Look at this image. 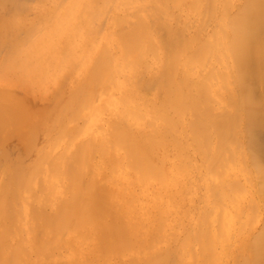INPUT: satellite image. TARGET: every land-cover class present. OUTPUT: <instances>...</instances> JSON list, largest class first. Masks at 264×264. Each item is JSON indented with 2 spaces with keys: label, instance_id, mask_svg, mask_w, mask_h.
I'll use <instances>...</instances> for the list:
<instances>
[{
  "label": "bare ground",
  "instance_id": "bare-ground-1",
  "mask_svg": "<svg viewBox=\"0 0 264 264\" xmlns=\"http://www.w3.org/2000/svg\"><path fill=\"white\" fill-rule=\"evenodd\" d=\"M3 1L0 0V8L5 2ZM125 1L132 2V0H122L125 6L127 4ZM137 1L139 3L142 0ZM168 1L153 0L155 7H161L159 8L161 10L165 8L162 4H171L170 16L174 14L175 8L177 12L185 8L183 18L189 19L195 16L196 22L198 21L197 18L202 13L200 0H170V3ZM214 2L218 5H215V9L213 7L212 30L208 29L207 32L199 30L197 33L185 30V42L182 44L179 57L176 53V58L179 59L172 65L171 79L164 83L153 101L147 100L138 90L136 91L134 81L141 72L145 71L144 69L151 66V59L157 56L158 47L152 39L154 36L151 37L147 26L142 22L146 21L143 20L145 17L140 18L142 21H138L135 25V22L133 24L131 21L133 19L130 18L129 11L127 15L130 21L125 18L127 15H123L125 12L117 11L118 14L114 15L115 19L109 25L111 27L108 31H105L108 26L104 25L102 30L107 32L103 35L105 38L99 35L104 40L101 41L102 44L99 43L102 46L96 52L93 51L95 53L90 54L89 58H84L88 60L82 63L81 68L78 66L79 62L78 64L74 62L80 70L78 71L79 68L75 66L77 71L74 69L73 72L70 68L73 80L70 83H73L71 91L67 93L65 88L66 95L58 83L57 87L60 89L56 93L51 92L53 103L50 106L48 102H44L47 104L35 109L23 98H19L20 95L8 91L9 89L6 90V86L0 83V161L3 160L5 165L0 170V264H40V262L49 264L51 260L47 254L49 255L54 249L57 250L55 260L60 264L66 260L64 259L66 254L62 252L66 240L70 237L74 239H71L68 246L72 247V253H77L79 249L74 247L77 244L76 238L84 231L85 235L96 234V238L108 240L109 251L98 254L95 253L96 250H92L86 259L78 258L81 261L77 262H75V254L74 256L71 254L74 260L69 255L75 264H228L230 262L228 259L235 256L237 258L240 252L243 253L248 248L246 247L248 243L251 244L250 254L261 256L259 264H264L262 247V244L264 245V173H262L264 167L262 169L259 166L258 168L252 166L251 171L247 166L243 147H239L238 142V134H243L240 132L241 127L250 123V117L252 124L264 125V99L259 106L255 104L254 108H247L251 113L247 121L244 114V116L239 112L237 114V108L230 107L228 102V105L220 102L219 100H223L221 97L218 100L220 95L217 96L220 91L218 85L223 84L222 89L228 85V68L229 71H233L230 67L227 68V62L230 60L233 62L236 53L248 54L245 52L246 45L240 43V38L251 23L248 17L250 19L254 17L250 16L251 13L264 3L262 0H215ZM235 3L241 4L236 7ZM109 4L108 2L106 6L112 5ZM34 5L31 3L27 8L24 5L23 7L29 13L34 12ZM69 6L71 7V4ZM103 6L105 8L104 4ZM47 7L49 9L50 6ZM4 10L1 11L6 13ZM41 10L39 13L43 11ZM141 13L137 14L143 17V12ZM33 14L30 16H34ZM137 14L131 15L134 18V16L138 17ZM100 15L98 16L101 18ZM20 16L23 20L26 14L19 11L10 16L13 28L19 26L21 28L25 19L21 22ZM167 16L163 17L159 13V21L167 22ZM180 20L182 21L181 18ZM185 21L187 22V19ZM258 24L256 21L257 27ZM62 25L60 23L59 26ZM27 27L26 25V29ZM48 30L50 29L46 28L45 32H47L43 33L48 34ZM17 31L19 32L17 29L14 33ZM39 32L35 33L39 34ZM65 32L68 34L62 27L58 33H54L55 35L50 33V36L45 37L46 40H51L49 44L44 42L46 41L44 37V40L40 39L45 43H43L44 48L51 44L52 39H61ZM10 33L13 36L11 31ZM11 38L8 37L7 43H10ZM42 45L38 46L43 48ZM256 45L253 46L252 51L255 49V52H260L259 50L262 49H258L259 47L256 49ZM41 47L35 54L43 53L41 50L44 48ZM57 47L55 46L57 51L61 49ZM11 48L9 46L10 50ZM26 49L25 51H28ZM78 49L79 47L77 51ZM10 52L9 55H5L6 65L9 60L15 62L18 55ZM31 52L29 57L35 55ZM255 52L254 56L258 55V52ZM157 58H160L159 55ZM243 59L239 60L237 70L241 79L239 90L240 93L247 92L245 98L250 104L252 95L248 92L250 89L247 82L249 83L250 80L252 66L247 60L249 58ZM29 60L25 61L29 62ZM55 60L57 61L56 58ZM31 61L34 60L31 58ZM57 62H60V58ZM19 65L22 66V63ZM157 65L155 73L158 70ZM32 69L29 68V72ZM59 69L60 66L56 69L57 73ZM5 72L1 74L0 80L7 78V75L13 76L17 71L13 68ZM43 73L45 74V71L42 75ZM146 78L147 81L152 80L148 79L150 75ZM143 79L145 80V77ZM143 79H140V84ZM215 85L218 90L216 94H214ZM222 92L221 96H224L225 92L223 95ZM232 92L233 90L230 92L231 95ZM247 101L244 100L243 103L247 104L245 103ZM244 108L242 106V111ZM40 134L45 136L44 140L47 139L46 146L42 148L36 145V137ZM10 140L16 141L14 155H10L11 150L6 146ZM241 176H244L243 180ZM189 177H193L195 181L191 179V182L192 180L194 182L190 183ZM255 178L258 181L257 185L254 183ZM167 216L173 219L169 221L171 230L173 224L177 232L159 229L158 224L161 223L158 222L156 229L148 228V230V226L146 227L148 224H144L149 221L163 222L165 219L168 220ZM98 225H103V229H98ZM143 225L146 231L141 230L144 228ZM258 225L260 230L256 233ZM37 228L43 230V233H40L42 237L40 240L39 236L36 240L34 235ZM240 256L242 258V255ZM55 260L53 259L52 262ZM235 260L233 258L232 262L234 263Z\"/></svg>",
  "mask_w": 264,
  "mask_h": 264
},
{
  "label": "rangeland",
  "instance_id": "rangeland-1",
  "mask_svg": "<svg viewBox=\"0 0 264 264\" xmlns=\"http://www.w3.org/2000/svg\"><path fill=\"white\" fill-rule=\"evenodd\" d=\"M5 1V2H4ZM3 2L5 3H3L2 5V7L0 8L1 10H3V9H5L4 11L6 12V13H4L3 11H1L0 10V29L4 26V28L6 29V30H4V28H2L1 30H0V45L1 46H3V47H1L0 48V65H1V67H0V76H1V74H3L5 71L7 72V70H11V69H13L14 68V70L15 71H17V72H15V74H13V76L12 75H7V78H4L3 80L1 79L0 80V83L2 84V85H4V87H5V89L6 90H8V91H10V92H14V93H16L17 95H20L19 96V98H23L24 99V101L28 104V105H30L31 107H33V108H35V109H38V108H40L41 106H43V104H47V103H44V102H48L49 103V105L48 106H50V104L51 103H53L52 101H53V99H52V93H56L57 92V90H59L60 89V87L62 88V89H64L63 90V92L64 93H66V91H65V88H66V90H67V93H69V91H71V86H72V84H70L71 82H73V80L71 79V77H72V75H70L71 73H72V71L74 72V69H75V71H77V68L76 67H80L81 65L83 66V64L82 63H84V61L85 60H88V59H84V58H89V56H91L90 54H92V53H95L97 50H99V48L102 46L101 44H102V42H104V38H105V36H103L104 35V33H107V32H105V31H108L109 30V28L111 27V26H109L110 24H112V21L115 19L114 18V15L117 13L118 14V12L117 11H119V13H123V12H125L123 15L125 16V15H127L129 12L132 14H137V13H141V12H143V17H142V13L140 14V15H138L137 14V16L138 17H135L134 16V18H135V20H134V18L132 17V15L131 14H129L131 17L130 18H132L133 20H131L132 21V23L133 22H135V25H136V23H138V21H142L141 19L142 18H144L143 20H145L146 19V21L144 22V21H142L143 23H145V25L147 26V29L149 30V32H150V34H151V37L152 36H154V37H152V39H153V41H154V44H156L157 45V56L155 57V59H151L152 60V62H151V66L148 68V69H144L145 71H143V72H141L142 73V75H141V73L139 74V76H137L136 77V79H135V83H134V87H135V89H136V91L138 90V92H139V94L141 95V96H143L144 98H146L147 100H149V101H153L155 98H156V96H157V94H158V92H160V90L163 88V86H164V83L166 82H169L170 81V79H171V73H172V65H174V63L176 62V61H178V57H179V53L181 52V49H182V44L185 42V38H186V34L184 35V32H185V30L187 31V30H189V31H191V32H195V33H197L199 30L200 31H204V32H207L208 31V29H209V31H211L212 30V28H213V22H212V20H213V16H212V13L214 12V10H213V7H214V9H215V5H218V3H215L214 1L215 0H200L201 1V8H200V11H202V13H200V15H199V17L197 18L198 19V21L196 22V20H195V16H192L191 18L189 17V19L188 18H186V17H184L185 18V20L187 19V22L184 20V18H183V15H185V12H183V11H186V9L185 8H181L180 9V13L179 12H177L176 10H177V8H175V11H176V13H175V11H174V14L172 15V16H170L171 14L169 13V11H170V9L169 8H171V4H166V5H163L162 4V7H165L163 10H161V9H159V8H161V7H155V5H154V2H153V0H142V1H140L139 3H138V1L137 0H135V2L137 3V4H132V5H130L128 2H130V3H135L134 2V0H132V2L131 1H125V4H126V6L123 4V2H122V0L120 1V0H109L108 2L110 3L109 5H111L112 3H113V1L115 2V3H113L111 6H106L107 4H108V2H107V0L105 1V0H50V1H48V0H4ZM44 1H45V3H44ZM47 1V2H46ZM51 1H53V3L51 2ZM55 1V2H54ZM69 1V2H68ZM75 1H76V3H75ZM78 1V2H77ZM82 1V2H81ZM86 2V3H84V2ZM102 1V2H101ZM118 1V2H117ZM124 1V0H123ZM264 0H262V3H264L263 2ZM81 2V4H79ZM117 2V3H116ZM122 2V3H121ZM202 2H203V4H202ZM26 3H28L27 5H26ZM31 3L34 5V4H36V5H34V8H33V11L34 12H32V11H30L29 13L26 11L27 9V6L28 5H30L31 6ZM49 3V4H48ZM72 3H74V5L72 4ZM88 3H89V6H88ZM102 3V4H101ZM107 3V4H106ZM167 3V2H166ZM168 3H170V0L168 1ZM42 4V5H41ZM43 4H44V7H43ZM50 4H52V5H50ZM71 4V7L69 6ZM92 4V5H91ZM99 4V5H98ZM103 4L105 5V8H104V6H103ZM117 4V5H116ZM165 4V3H164ZM236 4V3H235ZM240 4L241 3H239V5L238 4H236V7H237V5L238 6H240ZM23 5L26 7H23ZM38 5V6H37ZM60 5V6H59ZM64 5V6H63ZM82 5V6H81ZM101 5V6H100ZM123 5V6H122ZM130 5V6H129ZM264 4H261L260 6H259V8H258V10H256L255 12L253 11L252 13H251V15L250 16H254V17H252L251 19L248 17V20H249V22L251 21V23H250V25L248 26V28L246 29V31H244L243 32V35H242V37L240 38V43H245V45H246V51L245 52H248V54H246V53H244V54H242V55H240V54H238V53H236L235 55H234V58L232 59L233 60V62L230 60L229 62H227V68L228 67H230L231 69H233V71H234V73H232L231 72V70L229 71V68H228V76L230 77V79H229V77H228V80H227V82H228V85L226 86V88L225 89H222V87L224 86L223 84H219V85H221L220 87H221V89H219V85H218V90H220L219 91V93H217L218 92V90H216V85H215V90H214V94H216L217 93V96H219L218 97V100L219 99H221L222 98V100L223 101H221V100H219L220 102H224L225 104L228 102L229 103V106L230 107H232L233 108V106H234V109H236L237 110V114H239L240 113V115H245L246 117H247V121H248V118H249V116H251V113L250 112H248V110H247V108H254L253 106H259L261 103H263L261 100H263L264 99V79H262V76H263V78H264V72H262V71H264V59H262V58H264V52H262V51H264V6H263ZM5 6V7H4ZM36 6V7H35ZM42 8H41V7ZM47 6H50L49 7V9H48V7ZM61 6H63V8L61 7ZM86 6V7H85ZM99 6L101 7L100 8V10H99ZM125 6V7H124ZM235 6V5H234ZM104 9H106V10H104ZM110 7V9H111V11H109L110 9H108ZM18 8V9H17ZM45 8L47 9V10H45ZM60 8V9H59ZM62 8V9H61ZM84 8V9H83ZM86 8V9H85ZM96 8V9H95ZM132 8V9H131ZM178 8H180V7H178ZM38 9V10H37ZM43 11H42V10ZM76 9V10H75ZM83 9V10H82ZM95 9V10H94ZM113 9H115V10H113ZM128 9V10H127ZM168 9V11H166ZM183 9V10H182ZM36 10V11H35ZM39 10H41L40 12L41 13H39ZM62 10V11H61ZM71 10V11H70ZM79 10V11H78ZM99 10V13L101 14H99L97 11ZM131 10H132V12H131ZM161 10V11H160ZM165 10V11H164ZM174 10V9H173ZM181 10H182V16L180 15L181 14ZM260 10V11H259ZM19 11H20V13H25L26 14V16H29V18L31 17V19H29V18H26V16L23 18V20L25 21V23H27V24H25L24 23V21L23 20H21L22 18H21V16H20V21L22 22L23 21V28H22V25H21V28H20V26L19 27H14L16 30L18 29L19 30V32L17 31V33H16V38H15V33H14V31H16L14 28H13V25H12V20L10 19V16L11 15H15V14H17V12L19 13ZM69 11V12H68ZM73 11V12H72ZM84 11V12H83ZM92 11V12H91ZM96 11V12H95ZM104 11V12H103ZM115 11V12H114ZM122 11V12H121ZM129 11V12H128ZM164 11V12H163ZM171 11H172V8H171ZM170 11V12H171ZM205 11V12H204ZM1 12H3V14L1 13ZM38 12V13H37ZM59 12V13H58ZM61 12V13H60ZM66 12V13H65ZM69 13V15H68V13ZM83 12V13H82ZM108 12V13H107ZM111 12H113V13H111ZM261 12V13H260ZM34 13V14H33ZM73 13V14H72ZM77 13V14H76ZM78 13H80V14H78ZM82 13V14H81ZM86 13V14H85ZM92 13H93V15H92ZM104 13V14H103ZM107 15H106V14ZM160 13V15L161 16H163V17H165V16H167L168 18H170V19H166L167 20V22L169 23V25L170 26H168V23L165 21L164 23L163 22H161V20L159 21V17H158V14ZM164 13V14H163ZM179 13V15L181 16H179V15H177ZM34 15V16H30V15ZM36 14H38V15H36ZM53 14H54V16L55 17H57V18H55V17H53ZM67 14V15H66ZM91 15V18H90V15ZM102 14L104 15V17L102 18ZM111 16H110V15ZM253 14V15H252ZM35 15L37 16V17H35ZM45 15V16H44ZM76 15V16H75ZM84 15V16H83ZM87 15H89V16H87ZM98 15H100L101 16V18L98 16ZM109 15V16H108ZM129 15H127V17H125L127 20H129L130 21V19H129ZM214 15V14H213ZM81 17V19H78V18H80ZM93 16V17H92ZM105 16L107 17V18H105ZM112 16H113V19H112ZM140 16V17H139ZM170 16V17H169ZM249 16V15H248ZM33 17V18H32ZM46 17H47V21H46ZM61 17V18H60ZM74 17V18H73ZM87 17H89V18H87ZM109 17H110V19H109ZM172 17V18H171ZM179 17V18H178ZM34 18H36V19H34ZM59 18V19H58ZM105 18V19H104ZM141 18V19H140ZM180 18L182 19V21L180 20ZM255 18H257V19H255ZM27 19V20H26ZM33 19V20H32ZM44 19V20H43ZM51 21H50V20ZM58 19V20H57ZM65 19H67V20H65ZM75 19V20H74ZM85 19H88L87 21H85ZM98 20V22H97V20ZM108 19V20H107ZM112 19V20H111ZM173 19V20H172ZM190 19L192 20V21H190ZM211 19V20H210ZM8 20V21H7ZM35 20V22H33ZM53 20V21H52ZM64 20V21H63ZM72 20H74V21H72ZM111 22H110V21ZM178 20H179V22H178ZM189 20V21H188ZM29 21H31V23L29 22ZM62 21V22H61ZM66 21V22H65ZM71 21V22H70ZM256 21L259 23L258 24V27H257V25H256ZM2 22V23H1ZM33 22V23H32ZM41 22V23H40ZM42 22H44L43 24H42ZM63 22H65V25L63 26L62 24H64ZM92 25H90L89 23ZM100 22V23H99ZM106 22H108V24L106 23ZM110 22V23H109ZM146 22L148 23V24H146ZM191 22V23H190ZM196 22V23H195ZM29 23H30V25H29ZM48 23H50V25L48 24ZM55 23H58L57 24V26L56 25H54ZM60 23H61V27L59 26L60 25ZM70 23V24H69ZM76 23V24H75ZM87 23H88V27H87ZM95 23V24H94ZM130 23V22H129ZM132 23H131V26H132ZM190 23V24H189ZM9 24H11L10 25V27L8 26V27H6L7 25H9ZM42 24V25H41ZM82 24V25H81ZM84 24H86L85 26H83ZM93 24H94V26H93ZM134 24V23H133ZM172 24V25H171ZM176 24H177V26H176ZM189 24V25H188ZM25 25V26H24ZM26 25L28 26L27 27V29H26ZM77 25V26H76ZM97 25H98V27H97ZM104 25H105V27H107L106 29L107 30H102L103 28H104ZM130 25V24H129ZM36 26V27H35ZM37 26H39V27H37ZM68 26V27H67ZM79 26H81V27H79ZM179 26V27H178ZM56 27V28H55ZM60 27V28H59ZM63 27V31L64 30H67V32H68V34L65 32V34L61 37V39L63 40L64 38V40L63 41H61V39L59 38V39H52V42H53V44H52V42H51V44L48 46L47 44V49L46 48H44V44L45 43H48L49 44V41H51V40H46V36H50V33L51 34H53V35H55L56 33H58L59 32V29H61ZM74 27V28H73ZM85 27V28H84ZM177 27V28H176ZM255 27V28H254ZM10 28L12 29V30H10ZM50 29V30H48L49 32H48V34H46L45 35V33L47 32H45V29ZM54 28H55V30L57 29V31H55L54 30ZM59 28V29H58ZM77 28V29H76ZM80 28L82 29V30H80ZM87 28V29H86ZM94 28H96V29H94ZM255 30H254V29ZM33 29H35V30H33ZM40 29V30H39ZM43 29V30H42ZM22 30V31H21ZM54 30V31H53ZM95 30V31H94ZM102 30V31H101ZM207 30V31H206ZM214 30V29H213ZM10 31L12 32V35L14 36H11L10 34ZM39 32V34H37V33H35V32ZM75 31V32H74ZM78 31V32H77ZM79 31H80V33H79ZM90 32L89 34L87 33V32ZM94 31V32H93ZM3 32V33H2ZM33 32V33H32ZM43 32H45V33H43ZM92 32V33H91ZM99 32V33H98ZM103 34H102V33ZM148 32V31H147ZM35 33V34H34ZM55 33V34H54ZM77 33V34H76ZM4 34V35H3ZM7 34H8V36H7ZM32 34V35H31ZM34 34V35H33ZM43 34V35H42ZM79 34L82 36H79ZM88 34V35H87ZM97 34V35H96ZM249 34V35H248ZM12 37H10V36ZM30 35V36H29ZM99 35H101L102 36V38L99 36ZM32 36V37H31ZM75 36V37H74ZM79 36V37H78ZM83 36L84 37H86V38H83ZM88 36V37H87ZM247 36V37H246ZM3 39H2V38ZM8 37L9 38H11L12 39V41H11V39L9 40V42L10 43H7V40H8ZM27 38V40L25 39V38ZM45 38V40L46 41H42V40H44V38ZM75 39L76 37V39H78V40H74L73 38ZM93 37V38H92ZM22 38V39H21ZM50 38V37H49ZM246 38V39H245ZM37 41H36V40ZM40 39H42V40H40ZM74 41H73V40ZM100 41H99V40ZM14 40V41H13ZM16 40V41H15ZM22 40V41H21ZM40 40V41H39ZM60 40V41H59ZM84 40V41H83ZM98 40V41H97ZM156 40V41H155ZM33 41V42H32ZM78 42V44H77V42ZM102 41V42H101ZM246 41V42H245ZM14 42V43H13ZM38 42V43H37ZM41 42V43H40ZM73 42V43H72ZM81 42V43H80ZM92 42V43H91ZM95 42V44H93ZM97 42V43H96ZM4 43H7V45L6 44H4ZM11 43H13V45L11 44ZM30 43V44H29ZM44 43V44H43ZM70 43V44H69ZM72 43V44H71ZM99 43H101V44H99ZM256 43L258 44V45H256ZM4 44V45H3ZM35 44V45H34ZM43 44V45H42ZM66 44H68L69 46L68 47H66L67 45ZM74 44V45H73ZM90 44V45H89ZM98 46H97V45ZM263 44V45H262ZM17 45H18V47H17ZM31 45V46H30ZM38 45H42L43 46V48H44V50H41V51H43V53H41V52H39L41 55H39V53L38 54H35V53H37V51H40V47L41 46H38ZM51 45H54V46H51ZM59 45H60V47H59ZM81 45H82V47H81ZM90 47H89V46ZM242 45V44H241ZM254 45H256V49L258 48V49H262V50H259L260 52H258V51H256L255 52V49H254V51H252L253 50V46ZM8 46V47H7ZM9 46H11L12 48H11V50L9 49ZM20 46H22L23 48L21 49V47ZM55 46L57 47V48H61L60 50L58 49V51H57V49L55 48ZM75 46V47H74ZM87 46H88V49H87ZM93 46H95V47H93ZM15 47V48H14ZM20 47V48H19ZM31 47V49H32V52H31V49H29ZM34 47H36L35 49H34ZM79 47V49H78V51H77V48ZM84 47V48H83ZM91 47H93V48H91ZM27 48V49H26ZM42 47H41V49H43ZM65 48H66V50H65ZM68 48H69V50H68ZM74 48H75V50H74ZM95 48V49H94ZM255 48V47H254ZM15 49H18L17 51L15 50ZM25 49L26 50H28V51H25ZM49 49V50H48ZM55 51H54V50ZM85 49H87L86 51H85ZM93 49V50H92ZM159 49V50H158ZM8 50V51H7ZM20 50V52H18ZM30 50V51H29ZM48 50V51H47ZM88 50H90V51H88ZM11 51V52H10ZM16 51V52H15ZM25 51V52H24ZM64 51H65V53H64ZM69 51V52H68ZM75 51V52H74ZM83 51V52H82ZM86 52V55H85V52ZM93 51H95V52H93ZM159 51V52H158ZM8 52H10V54L13 52V53H17L18 55H16V58H15V62L14 61H8L9 63H10V65H9V63L6 65L5 63L7 62V57L5 56L6 54L7 55H9V53ZM30 52L31 53H33V54H35V55H33L32 57H29L31 54H30ZM54 52V53H53ZM56 52H58V54L61 56V57H64V58H61ZM74 52V53H73ZM254 52L255 53H257L258 55H255L254 56ZM22 53V54H21ZM27 53V54H26ZM49 53H51V54H49ZM53 53V54H52ZM56 53V54H55ZM62 53H64V54H62ZM73 53V54H72ZM79 53V54H78ZM84 53V54H83ZM176 53H177V58H176ZM263 53V54H262ZM26 56H25V55ZM56 56H55V55ZM70 54V55H69ZM80 54H82V55H80ZM253 54V55H252ZM20 55V56H19ZM47 55H49L50 57H51V59H50V57H48ZM158 55H159V57L160 58H157L158 57ZM261 55H263V56H261ZM25 56V57H24ZM35 56V57H34ZM41 56V57H40ZM53 56V57H52ZM55 56V57H54ZM59 56V57H58ZM84 56V57H83ZM86 56H88V57H86ZM251 56H253V57H251ZM258 56V57H257ZM18 57H20V58H18ZM24 57V58H23ZM40 57V58H39ZM44 57H45V59H44ZM72 57V58H71ZM81 57H82V59H81ZM171 57H172V59H173V61H172V59H171ZM241 57V58H240ZM245 57V59L246 58H249V59H247V60H249V62H250V65L252 66V69H251V75H250V77H249V83L247 82V85H248V87H249V89H250V91L248 90V92L250 93V95H252V98H251V101H250V104H249V102L246 100V95H247V92H242V93H240V90H239V84H240V82H241V79H240V77H239V75H238V72H237V70H238V63H239V60L241 59H243ZM18 58V59H17ZM31 58H32V60H34V61H31ZM37 58V59H36ZM55 58L57 59V61H59V58H60V62H57L56 60H55ZM66 58H69V59H66ZM80 58V59H79ZM175 58V59H174ZM250 58H253V60H251ZM29 60V62H27V61H25V60ZM53 59H54V61H53ZM63 59H64V61H63ZM73 59V60H72ZM161 59V60H160ZM245 59H243V60H245ZM40 60H42V61H40ZM46 62H44V61ZM48 60H51V61H48ZM68 60H71V62L70 61H68ZM77 62H76V61ZM155 60V61H154ZM256 60V61H255ZM2 61H4V62H2ZM25 61V62H24ZM48 61V62H47ZM53 61V62H52ZM160 61V63H158ZM238 61V62H237ZM22 63V66L24 65V66H26V67H22L21 65H19V64H21ZM37 64H36V63ZM41 62V64H39ZM52 62V63H51ZM57 62V63H56ZM69 62V63H68ZM74 62H75V64H78V62H79V64H78V66L77 65H75L74 64ZM80 62H81V64H80ZM233 63V64H231V63ZM2 63H4L5 65H3ZM26 63V64H25ZM28 63H29V66H28ZM35 63V64H34ZM44 63V64H43ZM58 63H59V65H58ZM72 64V65H69V64ZM158 65H157V64ZM161 63H162V65H161ZM171 63V64H170ZM229 63V64H228ZM16 64V65H15ZM161 66H160V65ZM237 64V65H236ZM20 70H18L15 66ZM33 65H35L34 67H33ZM41 65V66H40ZM49 67H48V66ZM157 65V67H158V70H157V73H155L156 71V66ZM232 65H233V68H232ZM6 67L5 68V70H4V67ZM11 66L13 67V68H11ZM38 66V67H37ZM42 66H44V67H42ZM50 66H52V67H50ZM56 68H55V67ZM60 66V69H59V71H58V73L56 72V69L58 68ZM68 68H67V67ZM72 66V67H71ZM76 66V67H75ZM81 66V67H82ZM160 66V67H159ZM10 67V68H9ZM21 67H22V69H21ZM37 67V68H36ZM40 67V68H39ZM44 68V69H42V68ZM66 67V68H65ZM75 67V68H74ZM78 67V68H79ZM80 67V68H81ZM155 67V68H154ZM3 68V69H2ZM29 68H33L32 70H30V72H29ZM70 68H71V70H70ZM80 68L78 69V71L80 70ZM151 68V69H150ZM234 68H235V70H234ZM26 69H28V71L26 70ZM35 69V70H34ZM38 70V72H37V70ZM52 69V70H51ZM53 69H55L54 71H53ZM67 69V70H66ZM4 70V72H2V71ZM53 72V73H51V71ZM39 71H41L40 73H39ZM43 71H45V74L43 73V75H42V72ZM155 71V72H154ZM5 72V73H6ZM22 74H21V73ZM27 72V73H26ZM35 72H37V73H35ZM26 73V74H25ZM146 73V74H145ZM153 73H155V75L153 74ZM20 74V75H19ZM30 74H31V78H30ZM36 74V75H35ZM38 74V75H37ZM40 74V75H39ZM153 74V77L151 78V75ZM157 74V75H156ZM232 74V75H231ZM33 75V76H32ZM60 75H61V77H60ZM146 75V76H145ZM150 75V78H148V79H152L151 81H147V78L146 77H148ZM238 75V76H237ZM35 76H36V79H35ZM43 76V78H41ZM65 78H64V77ZM67 76V77H66ZM143 76V77H142ZM236 76V77H235ZM52 77V78H51ZM139 77V78H138ZM145 77V80L143 79ZM21 78V79H20ZM30 78V79H29ZM143 79L142 80V83L140 84L139 82H141V80L140 79ZM237 78V79H236ZM6 79V80H5ZM11 79V80H10ZM14 79V80H13ZM49 79V80H48ZM64 79H66L65 81H62V80ZM232 79H234V81H232ZM30 80V81H29ZM42 80V81H41ZM231 80V81H230ZM239 80V81H238ZM261 80H263V81H261ZM6 81H7V83H6ZM32 81V82H31ZM67 81H69V82H67ZM22 82H23V84H22ZM39 82V83H38ZM69 84H67V83ZM229 82H230V85H229ZM231 82H232V84H231ZM238 82V83H237ZM4 83H6V84H4ZM11 83V84H10ZM32 83V84H31ZM33 83H34V85H33ZM47 83H49V84H47ZM58 83L60 84V87H57V86H59L58 85ZM263 83V84H262ZM9 86H8V85ZM28 84V85H27ZM29 84H31V85H29ZM64 84H66V85H64ZM261 84H262V86H261ZM27 85V86H26ZM36 88H34L33 86ZM45 85V86H44ZM46 85H47V87H46ZM55 85V86H54ZM62 85H64L65 87L63 88L62 87ZM39 86V87H38ZM68 86H70L69 88H68ZM21 87V88H20ZM29 87H31V88H29ZM57 87V88H56ZM23 88V89H22ZM263 90H262V89ZM25 89H28V91L26 90L25 91ZM69 89V90H68ZM229 91V89H230V91L228 92L227 90ZM246 89H248V88H246ZM12 90V91H11ZM35 90V91H34ZM54 90H56V91H54ZM224 90H226V91H224ZM231 90H233V92H232V95H231ZM40 91V92H39ZM45 91V92H44ZM48 91V92H47ZM53 91V92H52ZM221 91H223V92H225L224 93V96H221ZM37 92V93H36ZM47 92V93H46ZM52 92V93H51ZM216 92V93H215ZM223 92H222V95H223ZM262 92V93H261ZM67 93H66V95H67ZM240 93V94H239ZM24 94V95H23ZM41 94V95H40ZM246 94V95H245ZM221 97V98H220ZM233 98V99H232ZM237 98V99H236ZM252 99H253V101H252ZM45 100V101H44ZM47 100V101H46ZM244 100L245 101H247V102H245V103H247V104H244L243 102H244ZM261 101V102H260ZM264 101V100H263ZM61 102H63V101H61ZM228 103H227V105H228ZM237 105H236V104ZM41 104V105H40ZM242 104V105H241ZM256 104V105H255ZM226 105V106H227ZM232 105V106H231ZM228 106V107H229ZM242 106H244L245 108L243 109V111H242ZM233 109V110H234ZM235 110V111H236ZM241 111H242V113H241ZM251 111H253V109H251ZM239 112V113H238ZM248 113H250V114H248ZM248 114V115H247ZM243 115V116H244ZM251 118V117H250ZM249 118V124L247 123L246 125H242V130H240V132H242L243 134H241L240 132V134L242 135H239L238 134V142L240 143L239 144V147H243V151H244V155L246 156V162H247V166L249 167V169L252 171V166L254 167V168H258V166L260 167V168H262L263 169V167H264V125L263 126H261V125H254V123L252 124V120ZM247 126V127H246ZM258 126V127H257ZM240 128V129H241ZM248 132H247V131ZM247 132V133H246ZM247 135V136H246ZM42 134H40V135H38L37 137H36V145L38 146V147H40V148H42V146H46V144H47V139H45L44 140V138H45V136H43V138H42ZM242 137H244V139L242 138ZM247 137V139H245ZM47 138V137H46ZM239 138H240V141H239ZM253 141V142H252ZM247 142H248V145H247ZM255 145V146H254ZM6 146H7V148L9 147V149L11 150V153H10V155H12L13 153H15V151H16V149H14L15 147H17V145H16V141H14V140H10V141H8L7 143H6ZM14 149V150H13ZM241 150V151H242ZM248 150H250V151H248ZM14 155V154H13ZM254 156V157H253ZM254 158V159H253ZM2 161V162H1ZM0 161V170H2V168L5 166L4 164H3V160H1ZM262 173H264V171L262 172ZM260 176V175H259ZM194 177V176H193ZM193 177H189V182L190 183H192V182H194L195 181V179H193ZM243 177L244 176H241L240 178H241V180H243ZM191 179H193L192 180V182H191ZM257 182L258 181H256V178H255V180H254V183L257 185ZM248 196H250L249 194H248ZM167 213V212H166ZM166 213H164V216L166 215ZM263 215H264V212H263ZM166 217H164V219H165ZM171 218L172 217H168L167 216V219L168 220H166L165 219V221L163 220V222L165 223V224H163V222H161V221H152V222H150L149 221V223H144V224H148V225H146V227H147V229L148 228H152V229H156V228H158L159 227V229H166V230H168V231H171V232H177V231H175L176 230V228H174L173 227V224H172V229L173 230H171V226H170V224H171V222H169L170 220H171ZM171 221H173V219L171 220ZM157 222L158 223H161V224H158V227H157ZM168 226H167V225ZM164 225V226H163ZM144 226V225H143ZM142 226V227H143ZM166 226V227H165ZM145 226H144V228L142 229L141 227V230H144V231H146L145 230V228H146ZM100 228V230L101 229H103V225H98V229ZM38 229V230H37ZM36 229V231H37V235H36V231L34 232V235L36 236V240H38V236H39V240L42 238L41 237V234L43 233V230L41 229V228H37ZM149 230V229H148ZM259 230H260V226L258 225V228L256 229V233H259ZM178 231H179V229H178ZM41 233V234H40ZM84 235V236H83ZM94 235V234H93ZM96 234L94 235V236H92V235H85V231L84 232H82V234L79 236V237H77L76 238V240H77V244L74 246L75 248H78L79 250H78V252L77 253H72V247H70V246H68V244L71 242V239L72 240H74L72 237H70V238H68L67 240H66V245L64 246V250L65 251H67V252H65L64 250L62 251L63 252V254L65 253L66 255V258H64V259H66V260H63V262L62 263H60V264H75L74 263V259L72 258V256H71V254L74 256V254L76 255L75 257V262H77V261H81L80 259L78 260V258H83V259H86L87 258V256H88V254L90 253V251H92V250H96V252L95 253H98V254H101V253H105V252H108L109 251V241L108 240H106L105 239V241L103 240V239H101V237H97L96 238ZM84 237H85V239H84ZM99 238V239H98ZM106 241H108V242H106ZM92 242V243H91ZM104 243V244H102V243ZM246 247H248L243 253L242 252H240V253H242V254H238L237 255V258H236V256L235 257H230L228 260H230V262H228V264L230 263V264H245V262H247L246 264H259V261H260V258H261V256H257L256 254L255 255H252V254H250V252H249V249L251 248V244L250 243H248L247 244V246ZM262 247H263V249H264V245L262 244ZM84 248V249H83ZM114 250H116V248H113ZM52 250V249H51ZM85 250V251H84ZM55 251V252H54ZM51 251H49V253H50ZM56 252H57V250H53V252H51L49 255L47 254V257L49 258V260H51V262L49 263V264H56L57 262H56V256H57V254H56ZM68 253V254H67ZM52 254H54V255H52ZM80 255V256H77V255ZM243 254H244V256L245 257H243ZM51 255H52V257H51ZM71 256V258L73 259V260H71V258H70V256ZM81 255H83V257L81 256ZM240 255H242V258H241V256ZM249 255V256H248ZM84 256H86V257H84ZM249 257V258H248ZM255 258V260H254V258ZM69 258V259H68ZM233 258H234V260L235 259H237V260H235V262L233 263L232 261H233ZM245 258H246V260H245ZM258 258V259H257ZM55 260L54 262H52V260ZM44 260V259H43ZM67 260H68V262H67ZM228 260H225V261H228ZM239 260V261H238ZM45 261V260H44ZM47 261V260H46ZM64 261H66V262H64ZM73 261V262H72ZM256 263H255V262ZM232 262V263H231ZM43 262H40V264H42ZM58 264V263H57Z\"/></svg>",
  "mask_w": 264,
  "mask_h": 264
}]
</instances>
